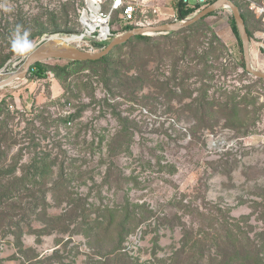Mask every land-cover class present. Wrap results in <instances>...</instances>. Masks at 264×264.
Returning a JSON list of instances; mask_svg holds the SVG:
<instances>
[{
    "label": "rangeland",
    "instance_id": "rangeland-1",
    "mask_svg": "<svg viewBox=\"0 0 264 264\" xmlns=\"http://www.w3.org/2000/svg\"><path fill=\"white\" fill-rule=\"evenodd\" d=\"M168 1L174 7L178 2ZM235 1L254 42H260L255 35L264 31V14L256 13L251 3L264 6V0ZM0 3L13 8L10 13L0 9V69L18 56L8 42L17 23L31 29L35 44L48 33L72 37L84 32L79 22L83 0ZM230 16L223 8L203 18L190 41L206 49L214 32L229 47L228 76L216 70L215 79L207 84L209 98L221 100L226 88L237 94L241 111L234 126L224 119L196 117L187 107L192 98L182 99L180 89L174 94L172 84H163L171 75L170 59L161 64L153 58L150 82L139 92L131 81L108 84L100 65H73L64 76L49 71L34 81L28 75L0 89V100H7L13 116L9 125L20 139L12 153L23 156V166L33 157L34 146L51 153L57 165L47 187L64 169L62 186L47 194L48 205L25 217L31 228L24 227L22 250L14 236L0 231V264H171L184 247L194 258L186 253L191 262L184 257L181 264H210V254L215 257L219 251L214 237L222 232L220 227L237 222L245 232L239 244L264 249L260 246L264 245V80L234 65L241 53ZM158 40L163 46L165 41ZM179 42L175 39L168 45L177 56ZM150 48L153 53L155 48ZM128 52L129 46L116 48L111 58ZM261 56L252 65L264 70ZM68 60L44 62L63 65ZM201 66L193 68L194 75L185 82L193 97L199 96ZM83 104L87 108L79 118L62 121ZM247 112L248 120L241 123ZM122 221L132 232L119 244ZM205 230L208 239L201 243L198 238ZM203 247L208 256L196 262Z\"/></svg>",
    "mask_w": 264,
    "mask_h": 264
},
{
    "label": "trees",
    "instance_id": "trees-1",
    "mask_svg": "<svg viewBox=\"0 0 264 264\" xmlns=\"http://www.w3.org/2000/svg\"><path fill=\"white\" fill-rule=\"evenodd\" d=\"M215 0H210L209 3ZM240 8V5L233 0ZM201 5L195 7H188L182 1L178 6V15L181 19L189 17L196 12ZM217 11L210 13L209 15L215 14ZM244 18L250 38H252V32L248 28L247 18L241 11ZM208 15V16H209ZM205 18V17H204ZM203 20V18L201 19ZM232 30L235 33L241 59L238 62H234L235 66H239L243 69L244 74H248L245 69V59L242 48V41L239 35L238 27L234 20L233 15L230 16ZM200 23V20L190 26L182 28L177 31H172L159 35H137L126 42L116 46V48H123L129 46V52L117 57L116 60L112 59L111 56L114 49L106 56L99 60H68L66 64H51L46 62H38L32 66L28 80L34 81L36 78H45L49 71L54 72L57 76H64L68 73V70L73 65H80L84 68L88 65H100L103 68L105 80L108 84L111 80H116L122 85L131 81L135 84L136 92L143 90L147 83L150 82L151 72L149 70V64L151 61L157 59L159 63L165 64L167 59H170L169 63L171 75L166 77V81L163 82L166 86L170 84L175 87L174 90L170 89L171 92L176 94L175 90L180 89L183 92L181 98H192V101L187 104V107L195 112L196 117H200L204 121L206 119H224L226 123H231L234 126L237 120L240 119V111L235 102L237 94L229 93L227 88L220 94L221 100H216L213 96L211 98L208 92L210 85L207 81H212L216 77V70H219L221 76H228L229 70H231V60L227 59L225 55L231 56L229 47L213 32V39L206 49L201 48L200 44H192L191 38H194V34L191 33L196 30L195 26ZM54 28L58 29L59 25H55ZM130 29V27H127ZM47 30V29H46ZM44 31H41L38 35H42ZM158 39L165 41L159 42ZM179 40L181 43L180 55L177 56L176 51L168 49L169 42ZM93 44L100 50L107 46V43H100L93 41ZM151 47H154L153 54L150 52ZM144 48V50H142ZM201 48V52L199 49ZM157 55L156 57H153ZM193 55V56H192ZM217 62L218 66L214 64ZM202 65L197 75L200 77L201 87L196 89L199 92V96L193 97V92L190 88L186 87V80L190 79L194 75L191 71L193 68ZM127 71H125V70ZM124 70V71H122ZM128 70H132L133 73L129 75ZM258 80H264V78H258ZM134 89V90H135ZM87 108L86 104L81 105L75 112L67 114L62 121L64 123H71L75 119L79 118ZM193 112V113H194ZM249 112L245 113L241 118L242 122L245 123L248 120ZM120 119H124L122 116L117 114ZM0 231L4 236L12 235L15 238L16 246L23 249L22 237L24 235V227L31 228V225L25 223V217L37 214V212L48 205L47 194L62 186L60 178L64 177V169L60 168L58 173V180L52 181L51 187H47L46 184L49 182V176L53 174L54 167L57 165L55 158L52 159L51 153L37 150L38 145L33 148V157L29 163L25 166L21 163L23 156L19 154H13L14 148L20 143V139L16 137L14 127L9 125V121L13 116L11 115L10 106L7 100L3 98L0 100ZM253 119V118H252ZM255 120V118H254ZM207 121V120H206ZM123 148V146L121 147ZM120 148V149H121ZM227 221V220H225ZM127 221H122L118 224V242L121 244L125 237L132 232V229L127 226ZM229 223V222H228ZM222 225V224H221ZM35 229H33L34 231ZM222 232H218L217 236L214 237L215 243L219 247L217 256H211L210 264H264V249H258L253 246V249L249 250L244 245L239 244L240 235L245 234L242 227L237 223L225 224L220 227ZM209 234L205 230L204 235L202 233L198 241L204 243L207 241ZM216 234V233H215ZM248 240L249 237H246ZM246 240V241H247ZM197 241V242H198ZM193 243L195 247L196 243ZM200 243V244H201ZM223 244V245H222ZM263 246L264 245H260ZM191 247V248H193ZM119 248V247H117ZM120 249V248H119ZM185 247L177 251L175 257L171 261V264H181L183 258L186 257L191 262L193 254L190 256L186 255ZM205 247L199 253L196 262H202L208 255H205ZM220 260V261H219Z\"/></svg>",
    "mask_w": 264,
    "mask_h": 264
},
{
    "label": "built area",
    "instance_id": "built-area-1",
    "mask_svg": "<svg viewBox=\"0 0 264 264\" xmlns=\"http://www.w3.org/2000/svg\"><path fill=\"white\" fill-rule=\"evenodd\" d=\"M182 1L188 7L208 4L210 0H178L175 7L168 0H83L79 22L84 28L74 45L97 52L93 41L109 43L118 34L137 27L178 23V6ZM256 13L264 14V6L251 3ZM130 27V29H127ZM161 34V33H160ZM147 35H159L156 33ZM260 47L264 51V31L260 33Z\"/></svg>",
    "mask_w": 264,
    "mask_h": 264
},
{
    "label": "water",
    "instance_id": "water-1",
    "mask_svg": "<svg viewBox=\"0 0 264 264\" xmlns=\"http://www.w3.org/2000/svg\"><path fill=\"white\" fill-rule=\"evenodd\" d=\"M223 8H227L231 12L238 27L239 35L242 41L245 69L254 77L264 78V70H259L252 65L250 57L251 39L239 6L233 0H215L212 3H208L207 5H205L194 15L182 19L181 22L164 23L127 30L113 37V39L109 41L104 49L97 52H89L80 49L72 43H60V45L48 44L47 42H45V39L43 37L39 42L35 44L36 46L34 50L30 54L24 56L23 63L21 64V66H19V68L9 73L3 72L9 67V60L0 69V88H4L14 82H19L23 79H26L30 73L32 66L38 62H44L46 60L54 58H63L69 60H99L102 57L108 55L116 46L126 42L134 36L177 31L196 23L202 18L207 17L210 13Z\"/></svg>",
    "mask_w": 264,
    "mask_h": 264
},
{
    "label": "clouds",
    "instance_id": "clouds-1",
    "mask_svg": "<svg viewBox=\"0 0 264 264\" xmlns=\"http://www.w3.org/2000/svg\"><path fill=\"white\" fill-rule=\"evenodd\" d=\"M0 9L5 13L13 11V8L6 3H0ZM8 42L11 51L16 55L21 56L30 54L36 46L32 39L31 29L26 28L20 23L15 24L11 35L8 37Z\"/></svg>",
    "mask_w": 264,
    "mask_h": 264
},
{
    "label": "bare ground",
    "instance_id": "bare-ground-1",
    "mask_svg": "<svg viewBox=\"0 0 264 264\" xmlns=\"http://www.w3.org/2000/svg\"><path fill=\"white\" fill-rule=\"evenodd\" d=\"M77 38H81V35H76L74 34L72 37H68V36H60L57 33H48L44 36L45 42H47L48 44H54V45H60V43H72L71 41L76 40ZM23 59L24 56L18 55L16 56L14 59H12L9 62V67L4 70L3 72H11L17 68H19V66H21V64L23 63ZM18 82H14L8 86H14L16 85ZM6 86V87H8ZM5 88V87H4ZM1 89V88H0Z\"/></svg>",
    "mask_w": 264,
    "mask_h": 264
},
{
    "label": "crops",
    "instance_id": "crops-1",
    "mask_svg": "<svg viewBox=\"0 0 264 264\" xmlns=\"http://www.w3.org/2000/svg\"><path fill=\"white\" fill-rule=\"evenodd\" d=\"M256 33L257 32H255V34ZM255 36L257 37V36H260V35H255ZM250 39H251V42H250V57H251V61L253 62L254 59L262 60V56L261 55L264 54V51L260 47V44H259L260 42L256 43V42H254L253 38H250Z\"/></svg>",
    "mask_w": 264,
    "mask_h": 264
}]
</instances>
